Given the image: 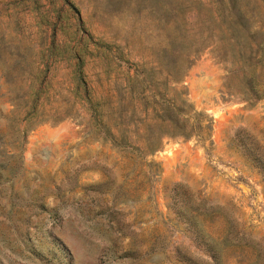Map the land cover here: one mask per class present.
Returning <instances> with one entry per match:
<instances>
[{"label": "rangeland", "instance_id": "374dc122", "mask_svg": "<svg viewBox=\"0 0 264 264\" xmlns=\"http://www.w3.org/2000/svg\"><path fill=\"white\" fill-rule=\"evenodd\" d=\"M76 54L103 98L125 94L126 72L179 76L167 88L209 136L164 138L145 158L154 174L142 155L121 162L84 133ZM31 78L48 81L46 120L18 134L9 100L30 101ZM183 197L228 215L238 243L216 264H264V0H0V264H215L168 206ZM198 220L224 235L221 213Z\"/></svg>", "mask_w": 264, "mask_h": 264}, {"label": "trees", "instance_id": "16d2710c", "mask_svg": "<svg viewBox=\"0 0 264 264\" xmlns=\"http://www.w3.org/2000/svg\"><path fill=\"white\" fill-rule=\"evenodd\" d=\"M46 48L51 50L57 48V45L54 40H51ZM40 58L42 61L40 63L51 66L66 60L63 56L51 55ZM72 60L75 71L71 81L80 95L77 104L88 116L86 121L88 130H85L84 133L92 140L100 141L114 153L119 154L121 162H133L136 156L142 155L140 164L147 166L154 174L153 169L151 170V161L145 160V158L161 147L164 138L196 137L204 141L209 136L211 126L207 116L196 111L183 98V93L173 91L170 94V89L167 88L168 83H178L179 76L169 75L165 87L161 82L154 81L153 73L126 72L125 94L103 98L95 94L85 79L84 58L76 54ZM15 63H18V60ZM35 80L31 78L27 85L30 101H25V104L21 106L17 99L9 100L11 113L23 109L24 124L16 127L18 134H23L30 126L46 120L35 105L40 104L41 92L47 86L48 81L43 79L35 82ZM75 113L77 114V112ZM66 115H68L67 112H59L54 120H59V117ZM141 190L142 188L139 186L132 189L135 193ZM194 201L183 197L179 200L173 199V202L168 206L175 215L182 217L187 230L194 231L195 237L199 238L207 248L210 260L216 264L218 262L217 246L220 248L229 244H237L238 241L235 242L229 238L232 226L225 212H219L214 206L203 200ZM213 213H221L227 222L225 233L218 241L212 239L199 226L198 218L200 216Z\"/></svg>", "mask_w": 264, "mask_h": 264}]
</instances>
